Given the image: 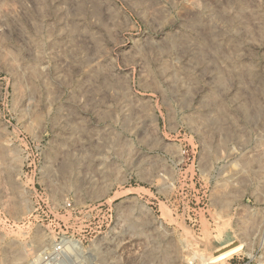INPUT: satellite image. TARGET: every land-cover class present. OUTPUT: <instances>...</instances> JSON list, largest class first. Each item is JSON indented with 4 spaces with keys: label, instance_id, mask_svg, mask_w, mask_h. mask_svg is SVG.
<instances>
[{
    "label": "rangeland",
    "instance_id": "rangeland-1",
    "mask_svg": "<svg viewBox=\"0 0 264 264\" xmlns=\"http://www.w3.org/2000/svg\"><path fill=\"white\" fill-rule=\"evenodd\" d=\"M0 264H264V0H0Z\"/></svg>",
    "mask_w": 264,
    "mask_h": 264
},
{
    "label": "bare ground",
    "instance_id": "bare-ground-1",
    "mask_svg": "<svg viewBox=\"0 0 264 264\" xmlns=\"http://www.w3.org/2000/svg\"><path fill=\"white\" fill-rule=\"evenodd\" d=\"M240 248H241V245L232 246L230 248H227L226 250L222 251V253L220 252V254L218 253V255L212 257V259H210V262H215V261L224 259L228 257L229 255L233 254L234 252H236L237 250H239Z\"/></svg>",
    "mask_w": 264,
    "mask_h": 264
}]
</instances>
